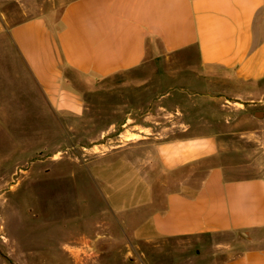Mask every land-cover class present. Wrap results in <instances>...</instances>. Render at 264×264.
Listing matches in <instances>:
<instances>
[{
  "label": "crops",
  "instance_id": "0c3cea01",
  "mask_svg": "<svg viewBox=\"0 0 264 264\" xmlns=\"http://www.w3.org/2000/svg\"><path fill=\"white\" fill-rule=\"evenodd\" d=\"M58 1V9L32 13L10 26L0 23V39L57 111L85 109L75 74L90 87L134 71L156 55L168 58L191 49L205 73L264 78V0ZM170 96L192 102L215 97L167 86L159 93L158 108L170 111L174 122L158 136L152 130L151 99L125 105L130 115L121 126L142 133L134 132L138 137L133 140L148 144L150 151L142 158L118 149L106 157L110 162L99 173L102 184L96 191L101 198L97 218H82L80 226L88 230L76 240L87 236V248L97 243L99 250L102 241L118 240L132 249L131 264H144L136 254L137 242L232 234L234 241L209 250L211 264H264V157L259 164L226 161L225 135L203 132L209 125L186 116L182 105L167 109ZM187 108L201 109L195 103ZM203 111L212 116L211 110ZM239 113L228 105V127ZM123 167L130 174L120 177L123 184L116 183Z\"/></svg>",
  "mask_w": 264,
  "mask_h": 264
},
{
  "label": "rangeland",
  "instance_id": "374dc122",
  "mask_svg": "<svg viewBox=\"0 0 264 264\" xmlns=\"http://www.w3.org/2000/svg\"><path fill=\"white\" fill-rule=\"evenodd\" d=\"M58 3L0 0V23L10 26L32 13L58 9ZM261 17L264 22V11ZM195 62L194 49L168 58L156 55L134 71L95 81L90 87L75 74L85 109L62 112L49 104L26 67L0 39V264H131L129 259L134 258L132 253L128 255L132 252L128 244L102 241L103 249L99 250L97 243L87 248V236L76 239L88 230L81 228L82 218L91 222L97 218L101 198L96 191L102 184V169L110 162L106 157L112 158L118 149L126 156L142 158L150 151L148 144L133 140L142 133L131 130L129 124L121 126L130 115L125 105L151 99L152 130L157 136L161 130L166 134L168 129L164 128L173 124V115L158 104L159 93L167 86L215 95L213 100L196 102L187 96H170L165 105L169 110L184 106L186 116L209 125L203 132L221 131L226 161L261 162L264 116L254 114L264 111V78L238 80L224 72L209 74ZM138 74L150 79L139 80ZM194 103L200 105L199 111L188 110ZM228 105L240 109L232 127H228ZM202 107L211 110L208 113L212 116L203 113ZM228 133L232 137L228 138ZM228 139L232 141L229 144ZM129 171L119 169L115 182L123 184L120 177ZM235 239L223 233L161 237L154 242H137L136 254L144 264H211L209 250Z\"/></svg>",
  "mask_w": 264,
  "mask_h": 264
},
{
  "label": "water",
  "instance_id": "95a60500",
  "mask_svg": "<svg viewBox=\"0 0 264 264\" xmlns=\"http://www.w3.org/2000/svg\"><path fill=\"white\" fill-rule=\"evenodd\" d=\"M254 115L257 118H262L264 116V111L263 110L256 111Z\"/></svg>",
  "mask_w": 264,
  "mask_h": 264
}]
</instances>
